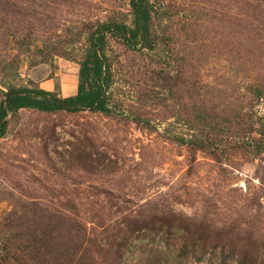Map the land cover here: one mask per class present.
<instances>
[{
	"label": "rangeland",
	"instance_id": "1",
	"mask_svg": "<svg viewBox=\"0 0 264 264\" xmlns=\"http://www.w3.org/2000/svg\"><path fill=\"white\" fill-rule=\"evenodd\" d=\"M146 6L149 49L107 41L109 114L6 116L0 264H264V0ZM131 19L0 0V100L74 95L87 33Z\"/></svg>",
	"mask_w": 264,
	"mask_h": 264
},
{
	"label": "trees",
	"instance_id": "2",
	"mask_svg": "<svg viewBox=\"0 0 264 264\" xmlns=\"http://www.w3.org/2000/svg\"><path fill=\"white\" fill-rule=\"evenodd\" d=\"M131 25L115 22L96 24L86 35V49L77 63L76 86L74 95L58 97L53 92L39 88L9 87L0 100V137L5 130V118L8 114L21 109H30L42 113H77L80 111L109 114L108 89L110 71L105 48L108 40L122 43L127 48L136 46L150 48L149 14L146 0H128ZM190 146V141L184 142Z\"/></svg>",
	"mask_w": 264,
	"mask_h": 264
}]
</instances>
